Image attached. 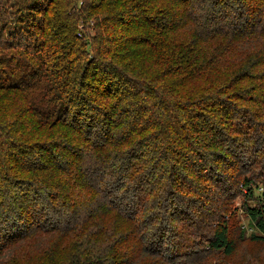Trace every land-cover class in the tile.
I'll return each instance as SVG.
<instances>
[{
  "label": "trees",
  "instance_id": "1",
  "mask_svg": "<svg viewBox=\"0 0 264 264\" xmlns=\"http://www.w3.org/2000/svg\"><path fill=\"white\" fill-rule=\"evenodd\" d=\"M241 193L264 241V0L0 9V264L229 256Z\"/></svg>",
  "mask_w": 264,
  "mask_h": 264
},
{
  "label": "rangeland",
  "instance_id": "2",
  "mask_svg": "<svg viewBox=\"0 0 264 264\" xmlns=\"http://www.w3.org/2000/svg\"><path fill=\"white\" fill-rule=\"evenodd\" d=\"M13 0H0V9L4 11L8 9V5L11 6ZM10 9V8H9ZM216 69H226L225 66H221ZM261 190L254 191L255 196L260 193ZM245 194H238L235 198L231 199L230 202V211L232 212L231 216L228 218V236L234 242L235 250L229 256H222L218 254L213 256L209 253L198 260L195 264H264V241L263 240H250L248 236L255 232L254 228L249 223V219L242 210V205L244 202ZM249 205H254V200H248ZM244 231L245 237L240 238V232ZM258 234V232H256ZM205 247L206 244L203 243ZM34 243L29 241L20 251V257L17 261L12 264H40L46 259V255H41L40 260H37L33 263L30 261L32 255L40 256L43 248L37 251H34ZM193 249H196L197 246L192 245ZM187 249V248H186ZM191 250V248H189Z\"/></svg>",
  "mask_w": 264,
  "mask_h": 264
}]
</instances>
